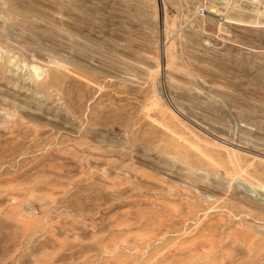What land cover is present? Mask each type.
I'll return each instance as SVG.
<instances>
[{"label": "rangeland", "instance_id": "rangeland-1", "mask_svg": "<svg viewBox=\"0 0 264 264\" xmlns=\"http://www.w3.org/2000/svg\"><path fill=\"white\" fill-rule=\"evenodd\" d=\"M0 264H264V0H0Z\"/></svg>", "mask_w": 264, "mask_h": 264}, {"label": "bare ground", "instance_id": "bare-ground-1", "mask_svg": "<svg viewBox=\"0 0 264 264\" xmlns=\"http://www.w3.org/2000/svg\"><path fill=\"white\" fill-rule=\"evenodd\" d=\"M246 9V8H245ZM213 12V11H212Z\"/></svg>", "mask_w": 264, "mask_h": 264}]
</instances>
